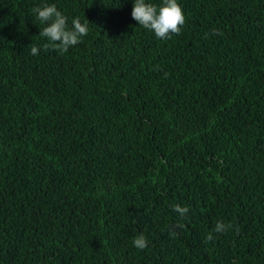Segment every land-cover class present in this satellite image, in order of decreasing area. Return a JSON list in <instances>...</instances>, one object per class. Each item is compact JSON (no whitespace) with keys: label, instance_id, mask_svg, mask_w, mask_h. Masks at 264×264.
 Wrapping results in <instances>:
<instances>
[{"label":"trees","instance_id":"1","mask_svg":"<svg viewBox=\"0 0 264 264\" xmlns=\"http://www.w3.org/2000/svg\"><path fill=\"white\" fill-rule=\"evenodd\" d=\"M133 2L0 0V264H264V0H177L171 39Z\"/></svg>","mask_w":264,"mask_h":264},{"label":"clouds","instance_id":"2","mask_svg":"<svg viewBox=\"0 0 264 264\" xmlns=\"http://www.w3.org/2000/svg\"><path fill=\"white\" fill-rule=\"evenodd\" d=\"M32 14L37 22L46 25L39 32L40 38H45L47 43L45 49L67 52L69 48L82 43V38L88 34V22L81 23L80 19L74 18L71 24L68 23V18L59 11L55 4H42L32 8ZM131 18L142 28L154 33L157 39H171L172 35H180L181 29L185 24V16L177 0H162L160 6L147 2V0H134ZM213 35H222L218 30H213ZM39 48L31 47V54L37 55ZM167 76V73H165ZM174 212L178 213L181 218H185L188 212L187 207L172 205ZM184 224L177 223L175 228L183 229ZM233 227L230 224H225L223 221H218L210 232L205 237V243L211 242L214 239L213 233L223 234ZM238 232L239 229L237 228ZM175 236V231L170 233ZM132 244L135 248L143 250L147 247L148 241L143 234L137 235Z\"/></svg>","mask_w":264,"mask_h":264}]
</instances>
